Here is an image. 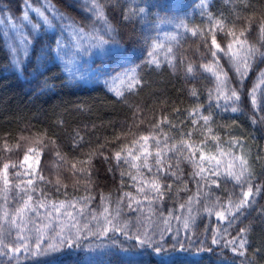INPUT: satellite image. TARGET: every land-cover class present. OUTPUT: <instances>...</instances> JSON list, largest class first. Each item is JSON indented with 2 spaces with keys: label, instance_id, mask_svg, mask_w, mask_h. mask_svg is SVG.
<instances>
[{
  "label": "trees",
  "instance_id": "16d2710c",
  "mask_svg": "<svg viewBox=\"0 0 264 264\" xmlns=\"http://www.w3.org/2000/svg\"><path fill=\"white\" fill-rule=\"evenodd\" d=\"M47 1L67 22L31 33L26 54L19 56L7 29L41 0H0V172L9 165V191H0V206L12 214L28 195L33 206L44 201L39 215H30L32 226H38L51 203L78 202L70 210L81 232L76 239L72 231L71 247L65 243L38 256L8 253L0 264H264V0H97L106 22L92 11L91 0ZM68 18L93 43L99 36L108 40L101 55L76 46L67 32ZM245 29L241 39L259 49L248 58L247 70L244 50L229 35ZM229 44L232 50L225 55ZM233 53L238 59H231ZM213 72L227 74L219 92ZM232 89L239 100L225 98ZM142 136H150L147 144L134 143ZM145 156L151 171L143 166ZM236 157L248 161L251 175L245 174L243 184L226 175L230 160L239 170ZM196 164L205 169L200 175ZM152 179L162 186V200L144 184ZM249 185L250 202L218 218L216 212L230 199H242ZM126 193L141 201L138 210L127 207ZM190 198L193 219L185 228ZM118 201L114 222L127 228L101 234L100 214L108 207L115 215ZM0 225L4 242L14 244V228ZM145 233L151 244L141 245L137 236L144 239ZM52 235L48 230L41 247ZM241 238L247 240L244 255L238 249ZM35 241L33 233L32 250Z\"/></svg>",
  "mask_w": 264,
  "mask_h": 264
},
{
  "label": "snow or ice",
  "instance_id": "6c2138e0",
  "mask_svg": "<svg viewBox=\"0 0 264 264\" xmlns=\"http://www.w3.org/2000/svg\"><path fill=\"white\" fill-rule=\"evenodd\" d=\"M91 2H92V11H94L96 13L97 18L105 19V22H106V17L104 16L102 6L97 2V0H91ZM35 11L43 18V21L45 24L50 23L49 17L46 16L44 14V12L40 11V9H35ZM52 11L55 12L56 10L54 8H52ZM141 11H143V9H141ZM61 18L63 19V17H61ZM23 19L27 20L28 15L25 14ZM68 20L70 21L68 26L73 27L74 22L71 21V18H68ZM217 23H220V22L218 21ZM75 31L77 33H83L84 29L83 28H77V29H75ZM245 31H246V29L241 30L239 33V36H237L234 31L230 30L229 35H232L234 37L233 43L240 45V48L244 50V59L242 60V63L244 64L245 70H247L249 68V65L247 63L248 58L254 56L259 51V49H257L254 45L248 44V41L246 39H244V40L241 39V37L245 36ZM260 32L262 34H264V23H262L260 26ZM195 34H196L195 30H193V35H195ZM96 39L98 40L97 46H102V45L108 43V40H105L103 36H99ZM212 43L216 46V48L218 50L224 51L223 49L220 48V45L216 43L215 37H213ZM231 50H232V44H229L228 45V51L225 52V55H228L229 52H231ZM211 54L213 57H216V55H217V53L215 51H213ZM149 55H151V53H149ZM261 55H264V53H261ZM231 59H238V53H233L231 56ZM203 67L208 71H213V68L211 65H204ZM187 70H188V72L193 71L191 66H189ZM237 71L238 72L240 71L239 68H237ZM213 75L216 77V80L218 82L217 83V91L219 92L221 88H224L226 86L227 74L226 73L221 74V72H213ZM222 75L224 77L223 79L221 78ZM262 75H264V74H262ZM130 79L133 82H138V81H135V77H131ZM254 91H255V89H253V92ZM117 94H120V93H117ZM192 94L195 95L196 94L195 91H193ZM225 98L226 99L235 98L236 100H239V95L235 89H232L230 91V95L226 96ZM253 103H255L254 97H253ZM232 111L233 112L237 111V108L233 107ZM204 120H205V123L207 124L209 118L204 117ZM193 122L195 123V121H193ZM209 131H211V129H209ZM149 138H150V136H142L139 138V140L134 141V143H139L140 141H143L144 144H147ZM142 147H143V145H142ZM188 147H191V146L189 145ZM29 151H31V149H29ZM145 151H146V149H145ZM194 154L195 153L193 152V155ZM129 155H131V153H129ZM148 155H151V153H149ZM116 156H117V159H119L120 153H117ZM160 156H161V153L157 152V154H156V157H157L156 164L157 165H161V163H162ZM191 158L192 157H189V159H191ZM25 159H27V156L25 157ZM204 159H206V157H205L203 151H201L200 160L203 161ZM207 159L211 160V159H214V157H207ZM234 159L239 161V170L238 171L233 170L234 165L229 164L226 175L228 177H230L231 179H234L237 184H243V182L246 179L245 174L247 173L249 176L251 175L250 170H249V166H248V161L246 159H244L243 157H236ZM193 162L195 164V161H193ZM14 166L15 165H13V167ZM134 166H136V165H134ZM143 166L149 167L148 163H147V156L144 157V165ZM195 166L199 168V171L196 173V175H200L201 173H203L205 171V169L201 165L196 164ZM8 168H9V165L7 163H5L3 165L2 172H0V176H2L3 184H4V188L0 189V191H2L5 194L9 191ZM73 168L75 169V164L73 165ZM80 171H83V169H80ZM149 171H151V167H149ZM213 174L219 175L218 172H213ZM41 179H43V177H41ZM133 179H135V177H133ZM32 183H33L32 180L28 181L29 185H32ZM57 183H60V181L57 180ZM213 183H216V181L214 180ZM144 184L148 188L149 191L155 193L156 199H161V200L163 199L164 193L162 191V186L158 182L157 179H152L151 181H144ZM16 187H19V185H17ZM32 190L34 191L35 189H32ZM138 191L140 193H144V199L149 200V203L151 204V202H152L151 198L145 192V187H140L138 189ZM258 191H259V188H257V192ZM252 195H253V189L249 185L247 191L243 193V198L239 199L237 201H232L230 199L228 201V206L225 209L216 212L217 217L223 220V219H226L225 212H227L229 215H234L235 213L239 212L246 204H248L250 202L249 197H251ZM125 196L129 197V203H128L127 207L133 211L138 210L139 205L141 204V201L136 200L134 197H131V194H129V193H126ZM5 199H6V195H5ZM83 199L85 201H87V200L91 199V197H85ZM104 199H107V198L102 197V200H104ZM31 201H32V196L28 195L27 199L23 200L22 205L20 207H17L15 209L14 213L9 214V212L5 210L3 212V216L0 217V219L4 220L6 223H8L11 228L16 229L15 239L18 241V243H15V244L5 243L4 239H3V227H2V225H0V256H6V255H8V253H12L13 256H18L22 250L24 251V253L30 254L33 256L46 255L49 252L59 251L61 249V247L64 246L65 243H67L68 246L71 247L72 246V240H73V236L71 234L72 229H75V238L76 239L79 238V235L81 232V226L79 225V222L76 220V214L70 210V209H76L78 202H64V201H60L59 203L53 202L50 205L51 210L47 211L46 215L44 217V219L47 222L41 223L38 226L34 224V229H35V232L37 233V238H36L35 245H34L35 250H32V248H30L29 242H28L29 237L24 235L25 231L28 230L27 224L29 222H31L30 218L26 219V217H28V214L30 212H34V213H36V215H39L38 208L46 207V204L44 201H38L37 205L33 206L31 204ZM192 201H193V198H190L188 201L189 216L184 219V227L185 228H188L189 220L193 219V217L191 216ZM120 203H121L120 201L117 202L118 207H117V209L114 210L115 215H113V211H110V209L108 207H105L103 209V212L100 214L101 216H103V220H104V226L101 230V234H106L108 231H124V229L127 228V224H124L123 226H121L118 222H114L117 220V217L119 216V213H120V208H119ZM133 203H135L138 206L137 209L132 208ZM85 206L86 205H83L79 208L78 214H83ZM184 207H185V205H181V208H184ZM204 210L209 211V212L211 211V209H209L207 207ZM148 211H149V213H152L153 209L151 207H149ZM92 219L98 220V217L96 215H93ZM146 219L150 220L151 216L146 217ZM177 219H179V218H177ZM165 223H167V221H165ZM83 228L87 229L88 225L87 224L83 225ZM48 230H51V232L54 235L49 237L50 242H48L45 247H41V244L44 242V237H45V235H47ZM66 230L69 233L68 236L64 235ZM240 231L243 234L247 231V229H241ZM125 234H127V233H125ZM9 235H11V231H9ZM137 239L139 240V243L141 245L151 244V239H150V237L147 236V233H145L144 239H140L139 236H137ZM213 243H216L215 239H213ZM232 243H235V241H232ZM246 243H247L246 239H244V238L240 239L239 244H238V249L240 250L239 251L240 255H244L243 249H245ZM5 249H7V251H5ZM180 250L183 251V245H180ZM236 250L237 249H234V251H236ZM155 251L157 253H159L162 251V248L159 245H157V246H155Z\"/></svg>",
  "mask_w": 264,
  "mask_h": 264
},
{
  "label": "rangeland",
  "instance_id": "374dc122",
  "mask_svg": "<svg viewBox=\"0 0 264 264\" xmlns=\"http://www.w3.org/2000/svg\"><path fill=\"white\" fill-rule=\"evenodd\" d=\"M52 8H54V6L49 1L41 0L40 5H37L35 7L31 6L29 8L28 12L25 13L28 15L27 20L23 19L24 15H25L24 14L19 21L11 22L9 24V28L7 29L6 36L10 40L12 47H13V50L16 54H22L19 56H24L26 54L27 49H28V43L30 41V34L37 32L41 26H45L46 28L50 29V28L55 27L54 26L55 22H58V21L67 22V21H65V18L57 11L56 8H54L56 10L55 12L52 11ZM35 9H40V11L44 12V14L49 17L50 23L45 24L43 21V18L35 11ZM61 17H63V19ZM68 29H69V31H67V32L70 34L72 40L74 41V43L76 44V46L78 48H80L83 51H87L84 48V47H87L89 50H91L90 54L97 53L98 55H101L103 53L104 45L97 46L98 44L93 43L90 40L91 38L88 39V37L85 34L77 33L74 28L69 27V26H68ZM89 41L91 42L92 45L90 44ZM226 159H228V158L226 157L225 159H222V161L226 162ZM232 163H235V160L228 161V166H229V164H232ZM0 202H1V198H0ZM4 211L5 210H2V207L0 206V217L3 216ZM45 214H46V212L43 213L38 218V222H41L43 220V217ZM30 215H31V212L28 214V217H26V219L30 218L31 222H29L27 224L28 230H26L24 233V235L29 237V241H28L29 244L32 240L33 233L36 235V238H37V233L35 231H33V229H32L34 226H32V220H31ZM46 222L47 221L44 219L43 223H46ZM1 223H5V221L0 219V224ZM14 230L16 233L15 228H14ZM73 230L74 229H72V231ZM64 234L67 236L69 235L67 230L65 231ZM15 243H18V241L14 238V244ZM10 255L12 257H14L12 255V253H10Z\"/></svg>",
  "mask_w": 264,
  "mask_h": 264
}]
</instances>
